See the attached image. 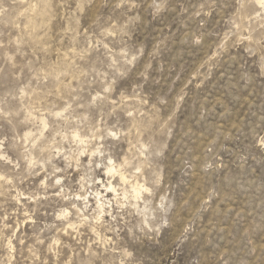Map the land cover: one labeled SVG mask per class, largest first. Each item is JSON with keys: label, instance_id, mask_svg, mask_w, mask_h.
I'll return each instance as SVG.
<instances>
[{"label": "rangeland", "instance_id": "obj_1", "mask_svg": "<svg viewBox=\"0 0 264 264\" xmlns=\"http://www.w3.org/2000/svg\"><path fill=\"white\" fill-rule=\"evenodd\" d=\"M0 264H264V4L0 0Z\"/></svg>", "mask_w": 264, "mask_h": 264}, {"label": "bare ground", "instance_id": "obj_2", "mask_svg": "<svg viewBox=\"0 0 264 264\" xmlns=\"http://www.w3.org/2000/svg\"><path fill=\"white\" fill-rule=\"evenodd\" d=\"M260 3L264 4V0H258ZM113 169V168H112ZM125 178V177H124ZM111 188H112V185H111ZM114 189V188H113ZM134 193H135V197L136 198H139V195L141 194V190L139 187H136L134 188ZM141 197V196H140ZM99 202V205H100V209H101V212L104 213L103 211H106L104 208H105V205L102 201L98 200ZM99 209V210H100Z\"/></svg>", "mask_w": 264, "mask_h": 264}]
</instances>
